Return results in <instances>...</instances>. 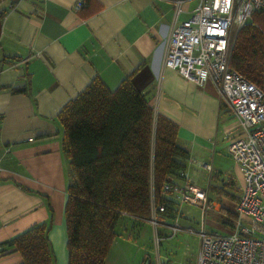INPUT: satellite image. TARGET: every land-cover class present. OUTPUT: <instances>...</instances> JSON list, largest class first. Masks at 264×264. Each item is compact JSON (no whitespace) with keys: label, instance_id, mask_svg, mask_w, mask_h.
<instances>
[{"label":"crops","instance_id":"crops-1","mask_svg":"<svg viewBox=\"0 0 264 264\" xmlns=\"http://www.w3.org/2000/svg\"><path fill=\"white\" fill-rule=\"evenodd\" d=\"M76 1L0 0V244L51 221L55 264L68 261L70 178L58 113L95 76L114 90L131 75L154 111L177 124V144L188 152L184 170L198 165L212 175L213 165L208 170L202 163L228 156L241 181L227 152L226 135L236 119L216 85L199 87L164 65L170 32L198 0L182 2L178 13L175 0H83L79 9ZM218 190L221 201H214L220 205L227 190ZM161 232L166 236L168 229ZM20 261L12 248L0 255V264Z\"/></svg>","mask_w":264,"mask_h":264},{"label":"trees","instance_id":"trees-1","mask_svg":"<svg viewBox=\"0 0 264 264\" xmlns=\"http://www.w3.org/2000/svg\"><path fill=\"white\" fill-rule=\"evenodd\" d=\"M230 65L264 91V12H253L231 47ZM62 148L69 158L65 203L67 264H106L124 214L150 220L170 217L175 201L163 184L179 179L188 158L177 144V124L156 113L131 75L110 90L95 76L58 113ZM174 216V215H173ZM37 223L0 244L19 252L18 264H55L48 232Z\"/></svg>","mask_w":264,"mask_h":264},{"label":"built area","instance_id":"built-area-1","mask_svg":"<svg viewBox=\"0 0 264 264\" xmlns=\"http://www.w3.org/2000/svg\"><path fill=\"white\" fill-rule=\"evenodd\" d=\"M184 1L175 0L177 13ZM82 5L83 0H77L74 7ZM259 11L264 12V0H198L190 16L168 36L164 65L199 87L212 81L236 119L226 139L241 184L228 232L205 228V219L216 205L207 189L188 179L186 170L178 180L163 184V193L173 195L178 205L191 203L200 209L194 264H264V91L230 65L238 29ZM202 166L211 169L210 163ZM164 210L165 205H156L150 220L161 224L156 213ZM177 218L166 224L170 236L184 229ZM157 236L159 243L162 237Z\"/></svg>","mask_w":264,"mask_h":264},{"label":"rangeland","instance_id":"rangeland-1","mask_svg":"<svg viewBox=\"0 0 264 264\" xmlns=\"http://www.w3.org/2000/svg\"><path fill=\"white\" fill-rule=\"evenodd\" d=\"M211 165H213L214 172L212 175H209L207 171L198 165H191L188 169L190 166L188 164L186 170H188L190 175H187V177L202 188L207 189L211 184L209 197L213 201L218 200L220 202L221 200L218 199V189L226 188L228 194L225 191L223 194L227 196V199L222 200L220 205H217L214 201L217 208L215 211H211V214L207 215L205 219L206 229L224 233V228L229 226L228 219L233 218L234 215L241 181L235 175L231 159L228 156L217 157ZM229 175L234 179L232 185L228 181ZM168 197L175 200L173 195H169ZM229 200H232L234 203H229ZM175 217H178L177 221L184 229L173 236H170L168 231L166 236L170 237L166 239L161 230L168 229L166 224ZM161 220L163 222L156 225L151 220L140 221L123 214L115 226L117 235L111 245L105 263L142 264L144 258L148 256L151 264H192L193 253L195 252L197 242L199 243V237L196 233L201 226L199 207L191 203H182L179 208L176 205L172 215L161 218ZM214 221L215 223H213ZM187 228H191L193 231H189ZM155 236L162 237L159 243H156ZM163 238L165 239L163 240Z\"/></svg>","mask_w":264,"mask_h":264},{"label":"water","instance_id":"water-1","mask_svg":"<svg viewBox=\"0 0 264 264\" xmlns=\"http://www.w3.org/2000/svg\"><path fill=\"white\" fill-rule=\"evenodd\" d=\"M142 264H150V259L148 256H146L143 260V263Z\"/></svg>","mask_w":264,"mask_h":264}]
</instances>
